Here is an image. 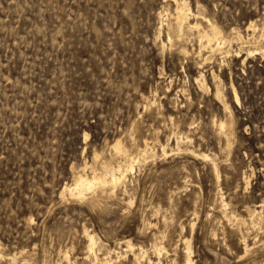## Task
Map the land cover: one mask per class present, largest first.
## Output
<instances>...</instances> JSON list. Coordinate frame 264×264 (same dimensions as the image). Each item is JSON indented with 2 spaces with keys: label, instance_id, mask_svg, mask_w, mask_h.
<instances>
[{
  "label": "rangeland",
  "instance_id": "obj_1",
  "mask_svg": "<svg viewBox=\"0 0 264 264\" xmlns=\"http://www.w3.org/2000/svg\"><path fill=\"white\" fill-rule=\"evenodd\" d=\"M185 1L222 52L169 40L173 0H0V264H185L188 245L195 264H264V0ZM117 138L140 157L125 182L63 193L125 162Z\"/></svg>",
  "mask_w": 264,
  "mask_h": 264
},
{
  "label": "bare ground",
  "instance_id": "obj_2",
  "mask_svg": "<svg viewBox=\"0 0 264 264\" xmlns=\"http://www.w3.org/2000/svg\"><path fill=\"white\" fill-rule=\"evenodd\" d=\"M174 1V3L176 4L175 6H176V8H175V11L174 12H172V14H171V17H170V19H169V21H168V23H167V35H168V38H169V40H171V41H173L175 38H178V39H181V38H183L184 39V37L186 38V36H184L185 35V31L187 30V29H192V30H194V29H196V30H198V33H199V35L201 36V40H203V42L202 41H200V45L202 46V44H201V42L204 44V46H202L201 48H204V47H207V48H209L208 50H210V52H212V53H214V55H215V52H217V51H220L221 50V52H222V50H223V48H224V44L226 43V40L227 39H225V38H228V37H223L222 39L224 40L223 42H221V41H218L217 43H214L213 41H215V39L216 38H218L219 37V35H221V32H223V31H221V29L218 27V25H216V24H214V23H210V29H204V25H203V28H201V26H200V23H199V21L198 20H196L195 19V21L193 20H191V16L194 14V12H192V9H191V7L186 3V1L185 0H173ZM169 8V7H168ZM164 9V8H163ZM165 9H167V8H165ZM164 9V10H165ZM169 10V9H168ZM170 10H171V8H170ZM162 11V10H161ZM166 11V10H165ZM165 11H162V12H164L165 14H166V12ZM173 11V10H172ZM198 11V10H197ZM170 12V11H169ZM160 13V12H159ZM162 14V13H161ZM169 14V13H168ZM197 14V13H196ZM202 14H204V13H202ZM163 15V14H162ZM162 15H160V16H162ZM199 15H201V13H199ZM164 16V15H163ZM202 17V16H201ZM162 18V17H161ZM164 18V17H163ZM195 18V17H194ZM208 18V17H207ZM165 19V18H164ZM164 19H162V20H164ZM193 19V18H192ZM204 19V18H203ZM206 19V18H205ZM167 20V18L165 19V21ZM210 20V19H209ZM255 22V21H254ZM164 23V22H163ZM166 23V22H165ZM162 24V23H161ZM164 25V24H163ZM255 23H253V22H251L250 24H249V27H255ZM160 29H159V32L161 33L162 32V30H163V26H161V27H159ZM209 28V27H208ZM251 28V29H252ZM253 29H256V28H253ZM165 30V29H164ZM165 30V31H166ZM233 30V29H232ZM253 31V30H252ZM258 31V30H257ZM187 32V31H186ZM192 32V31H191ZM197 32V31H196ZM261 32V31H260ZM190 33V32H189ZM193 34V33H192ZM263 34H264V31H263ZM226 35V34H225ZM231 35H232V33H231ZM184 36V37H183ZM222 36V35H221ZM228 36V35H227ZM252 36H253V34H252ZM260 36V35H259ZM262 36H264V35H262ZM196 37H198V36H196ZM235 37L236 38H241L242 37V32H240L239 30L238 31H236L235 32ZM167 38V39H168ZM193 38V37H192ZM198 38V39H199ZM234 38V37H233ZM232 39V38H231ZM235 39V38H234ZM249 39H250V37H249ZM254 39V38H253ZM218 40V39H217ZM228 42H230V39L228 38ZM257 40H259V38H257ZM170 41V42H171ZM183 41V40H182ZM181 41V42H182ZM236 41V40H235ZM248 41H250V40H248ZM261 41V40H260ZM176 42V41H175ZM185 41H183V44H186V43H184ZM245 42V41H244ZM257 42V41H256ZM180 43V42H179ZM236 43V42H235ZM258 43H260V42H258ZM237 44V43H236ZM238 44H240V43H238ZM238 44H237V46H238ZM242 44V43H241ZM252 44V43H251ZM249 45V44H248ZM254 45H255V43H254ZM182 46V45H181ZM181 46H179V47H181ZM171 47H173V46H171ZM178 47V46H177ZM184 48L183 49H185L186 47L185 46H183ZM229 47V46H228ZM247 47V46H246ZM245 47V48H246ZM182 48V47H181ZM238 48H240V46H238ZM252 48V47H251ZM249 49L248 50V54H252L255 50H257L258 48H252V49ZM229 49V48H228ZM246 49H248V47L246 48ZM190 50V49H189ZM205 50H206V48H205ZM227 50V49H226ZM182 51H185V50H182ZM204 51V50H203ZM225 51V50H224ZM240 51V50H239ZM186 52H188L187 50L183 53V54H186ZM199 52V54H200V52L201 51H198ZM228 52H230V51H228ZM182 54V53H181ZM182 54V55H183ZM222 54H225V53H222ZM194 55V54H193ZM213 55V56H214ZM185 56V55H184ZM199 56V55H198ZM197 56V57H198ZM201 56V55H200ZM204 56H205V54H204ZM210 56V55H209ZM212 56V55H211ZM212 56V57H213ZM218 56V55H217ZM216 56V57H217ZM194 58V57H193ZM192 58V59H193ZM201 58V57H200ZM196 59V58H195ZM212 59V58H211ZM215 59V58H214ZM206 60H208L207 59V57H206ZM197 61H199V60H197ZM201 61V60H200ZM200 61H199V63H200ZM203 61V60H202ZM196 62V60L194 61V63ZM197 63V62H196ZM201 64H202V62H201ZM204 65V64H203ZM215 71H213L212 72V74H214V78L216 79V77L218 76L217 74H215L214 73ZM218 78V77H217ZM219 78H220V76H219ZM218 78V79H219ZM214 80V79H213ZM196 81H198L201 85V87L203 86V87H205V86H207V83H206V79H205V76H204V74H202L201 76H200V78L198 77L197 78V80ZM217 80H215V82H216ZM214 82V83H215ZM198 83V84H199ZM233 91H234V94H235V97H236V99H237V101H239V95H238V91H237V88L235 87V86H233ZM222 94H223V91H222V88H221V84H219V83H217L216 84V91H215V95L219 98V99H221L222 98ZM224 99V98H223ZM226 103V102H225ZM226 104H228V103H226ZM231 113V112H230ZM232 122H233V120H232ZM215 123V122H214ZM235 123V122H234ZM216 124H218V123H216ZM231 125V123L230 122H228V121H226V120H221L220 121V123H219V126L221 127L220 129H222L224 132H223V134L225 133V132H227V129H228V127ZM220 131V130H219ZM225 135V134H224ZM228 138V137H227ZM155 140V139H154ZM228 140V139H227ZM159 141V140H158ZM160 142V141H159ZM124 142H122V140L121 139H116L115 141H114V143H113V145H112V148L114 149V151H115V153H117V154H121V155H123L124 157H125V162L124 163H118V162H116V163H118L119 165L118 166H114L113 164H111V162L109 163H103L104 165H103V170H102V172H96L95 170L93 171V173H92V175L90 176V175H88L85 171H82V172H78V175H76V177H75V179H74V181L72 182V183H70V184H65L64 185V189L62 190L63 191V193H65V192H69L70 194H71V196H73V197H75V198H78V199H81V200H83V198L84 197H86V194L89 192V191H91V192H93L94 190H96L97 188H100V187H102V188H105L106 186H111V188L112 189H116V187L119 185V184H121V183H123V182H125V180L127 179V173L129 172V171H131L132 170V168H134V166H133V164H132V162H134V160L137 158V159H139L138 158V154H133L132 152H130L129 151V149L123 144ZM168 143V142H167ZM151 143L148 141V140H145L144 141V145H143V147L142 148H140V155H143L144 157L147 155V154H150L149 152V150H150V148H151V145H150ZM160 145L162 146V149H163V151H164V153H167L166 152V147H167V144H165V143H162V142H160ZM139 146V145H138ZM229 146V145H228ZM159 147V146H158ZM154 151V150H153ZM192 151V150H191ZM152 152V151H151ZM195 152V151H194ZM114 153V154H115ZM203 154V153H202ZM151 155V154H150ZM149 155V156H150ZM205 156H207L208 154H204ZM117 156V155H116ZM119 156V155H118ZM142 156V157H143ZM153 156H155V154H154V152H153ZM213 156V155H212ZM114 157V156H113ZM148 157V156H147ZM208 157V156H207ZM112 158V157H111ZM115 158V157H114ZM114 158H113V160H114ZM120 158H121V156H120ZM119 158V159H120ZM123 158V157H122ZM208 159V158H207ZM136 161H138V160H136ZM145 161V160H144ZM212 161H214V160H212ZM214 165V164H213ZM88 167V166H87ZM215 167V166H214ZM215 169V168H214ZM219 176V175H218ZM121 186V185H120ZM221 187V186H220ZM118 189H119V187H118ZM103 191H104V189H103ZM114 191V190H113ZM116 191V190H115ZM111 192V189H110V191H109V193ZM95 193V192H94ZM91 194V193H90ZM89 194V195H90ZM115 194V193H114ZM63 195V194H62ZM108 198V197H107ZM221 198V197H220ZM221 201H222V204L221 205H223V206H226V205H228V203L223 199L222 200V198L220 199ZM121 201V200H120ZM117 203V202H116ZM122 203V202H121ZM219 207V206H218ZM221 207V206H220ZM227 207V206H226ZM220 209V208H219ZM227 209V208H226ZM221 210V209H220ZM262 210V209H261ZM253 211H255L254 209H253ZM257 211V210H256ZM222 213H223V211H221ZM228 212V211H227ZM258 212H259V210H258ZM257 212V213H258ZM225 213V212H224ZM229 214V213H228ZM227 214V215H228ZM220 215V214H219ZM234 215V214H233ZM254 215V214H253ZM224 216V215H223ZM257 216H259V215H257ZM264 216V215H263ZM225 217V216H224ZM231 217V216H230ZM233 218H235L234 216H232ZM231 217V218H232ZM237 217H239V214H238V216ZM242 217V216H241ZM220 218H222V217H220ZM255 218V217H254ZM263 218V217H262ZM227 219V218H226ZM229 219V218H228ZM235 219H233V221H234ZM240 220V219H239ZM260 220H262L263 221V219H261V216H260ZM228 222V221H227ZM235 222V221H234ZM259 222V221H258ZM166 223V222H165ZM238 223V222H237ZM240 223V222H239ZM245 223V222H244ZM246 223H247V220H246ZM260 223H261V221H260ZM242 224V223H241ZM260 225V224H259ZM229 226V225H228ZM86 229V228H85ZM240 229V228H239ZM238 230V229H237ZM240 231V230H239ZM245 231H247V230H245ZM85 232V231H84ZM243 232V231H242ZM86 236H88V238H89V251H88V249L86 250V251H88V254L90 255V257H91V254H93L95 251L93 250L94 249V245L95 244H97L96 243V238H95V236H94V234L92 233H90L89 231H86ZM153 234H154V232H153ZM162 234V233H161ZM164 234V233H163ZM156 235H158V233L156 234ZM85 236V237H86ZM153 236V235H152ZM216 236V235H215ZM160 237V236H159ZM158 237V238H159ZM163 237H164V235H163ZM161 239H162V237H160ZM159 238V240H161ZM245 238V237H244ZM243 238V239H244ZM122 239H124L123 237H122ZM127 239H129V238H126V240ZM188 239V238H187ZM121 240V239H120ZM125 240V239H124ZM156 240V239H155ZM186 240V239H185ZM245 240V239H244ZM98 241V240H97ZM102 241V240H101ZM117 241H119V240H117ZM123 241V240H122ZM132 241V240H131ZM131 241H129L128 240V242H127V246H129L130 248L133 246V244H132V242ZM187 242H189L188 240H186ZM88 242V241H87ZM120 242V241H119ZM155 242V241H154ZM244 242H246V241H244ZM99 243V242H98ZM103 243H104V241H103ZM153 243V242H152ZM119 244V243H118ZM117 244V245H118ZM187 244V243H186ZM223 244V243H222ZM153 245V244H152ZM155 245V244H154ZM163 245V244H162ZM218 245V244H217ZM244 245V244H243ZM135 246V245H134ZM133 246V247H134ZM140 246V245H139ZM139 246H138V248H139ZM165 246V245H164ZM164 246H158L157 244L155 245V248L154 249H156L157 251H158V253L160 254L161 252H163L162 250L165 248ZM248 243L246 242L245 243V250L246 251H248ZM123 247H124V245H123ZM85 248V247H84ZM126 248H128V247H126L125 246V249ZM142 248V247H141ZM153 248V247H152ZM188 250H187V256L184 258L185 259V264H195V262H194V260L195 259H193L192 258V256H191V251H192V249H191V247H190V245H188ZM187 248H185V250L187 249ZM99 249V247L97 248V250ZM145 249V248H144ZM243 249H244V247H243ZM64 250V249H63ZM68 250V249H67ZM108 250V249H107ZM124 250V249H123ZM130 250V249H129ZM22 251H24V250H22ZM44 251V250H43ZM66 251V250H65ZM110 251H111V249H110ZM109 251V252H110ZM117 251V250H116ZM141 251V250H140ZM148 251V250H147ZM30 252V251H29ZM45 252V251H44ZM63 252V251H62ZM61 252V253H62ZM67 252V251H66ZM66 252L64 253V254H62V255H64V256H66ZM84 252V251H83ZM93 252V253H92ZM104 252H105V249H104ZM132 252V251H131ZM144 252V251H143ZM165 252V251H164ZM0 253H1V251H0ZM100 253V252H99ZM98 253V254H99ZM114 253V252H113ZM127 253V252H126ZM133 253H135V250H134V252ZM137 253V252H136ZM145 253V252H144ZM155 253V252H154ZM242 253V252H241ZM240 253V254H241ZM13 254V253H12ZM20 254V253H19ZM44 254V253H43ZM49 254V253H48ZM58 254V253H57ZM67 254H68V252H67ZM103 254V253H102ZM107 254V253H106ZM157 254V253H156ZM244 254V253H243ZM254 254V253H253ZM1 255V254H0ZM8 255V254H7ZM17 255V254H16ZM80 255H81V253H80ZM88 255V256H89ZM95 255V257L93 258V260H90L89 258L90 257H88V259L90 260V261H92V262H94V264L95 263H97L98 262V260H99V257L100 256H98V255H96V253L94 254ZM93 255V256H94ZM136 255V257H135V260L137 259V260H140V258H141V256H142V253H141V256L140 257H138L137 256V254H135ZM9 256V255H8ZM43 256V255H42ZM68 256V255H67ZM92 256V257H93ZM107 256H108V254H107ZM106 256V257H107ZM119 256V255H118ZM117 256V257H118ZM161 256V255H160ZM238 256H239V254H238ZM241 256V255H240ZM248 256V255H247ZM262 256V255H261ZM260 256V257H261ZM264 256V255H263ZM1 257V256H0ZM47 257H49V255L47 256ZM68 257H70V256H68ZM67 257V258H68ZM85 257V256H84ZM87 257V256H86ZM102 257H103V255H102ZM105 257V256H104ZM115 257V256H114ZM113 257V258H114ZM132 257H133V254H132ZM184 257V256H183ZM250 257H251V255H250ZM13 258V257H12ZM44 258V257H43ZM46 258V257H45ZM75 258H77V257H75ZM116 258V257H115ZM144 258V257H143ZM182 258V257H181ZM240 258V257H239ZM257 258V257H256ZM259 258V257H258ZM92 259V258H91ZM106 259V258H105ZM147 259V258H146ZM152 259V258H151ZM172 259V258H171ZM238 259V258H237ZM11 260V259H10ZM63 260V259H62ZM108 260V261H107ZM107 262L105 263V261L104 262H102L101 260H99V261H101L102 263H105V264H111L114 260L112 259V257L110 256V258H107ZM117 260V259H116ZM135 260H133L132 262L134 263V261ZM136 260V261H137ZM149 260V259H148ZM161 260V259H160ZM249 260V259H248ZM22 261V260H21ZM34 261V260H33ZM42 261H43V259H42ZM70 261H73V260H70V258H69V262ZM83 261V260H82ZM141 261V260H140ZM143 261V260H142ZM142 261L141 262H139V263H142ZM174 261V260H173ZM173 261H172V263H173ZM182 261H184L183 259H182ZM181 261V262H182ZM60 262V261H59ZM58 262V263H59ZM68 262V261H67ZM74 262V261H73ZM100 262V263H101ZM147 262H151L150 260L149 261H147ZM157 262V261H156ZM155 262V263H156ZM251 262V261H250ZM7 263H9V262H7ZM12 263V262H11ZM10 263V264H11ZM77 263V262H76ZM79 263V262H78ZM99 263V262H98ZM97 263V264H98ZM138 263V264H139ZM144 263V262H143ZM255 263H256V261H255ZM43 264V263H42ZM54 264V263H53ZM60 264V263H59ZM67 264V263H66ZM73 264V263H72ZM75 264V263H74ZM81 264V263H80ZM92 264V263H91ZM128 264V263H127ZM144 264H146V263H144ZM162 264V263H161ZM175 264V263H174ZM182 264H184V263H182Z\"/></svg>",
  "mask_w": 264,
  "mask_h": 264
}]
</instances>
